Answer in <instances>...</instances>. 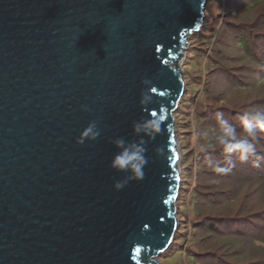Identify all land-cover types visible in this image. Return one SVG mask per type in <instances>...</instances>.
Here are the masks:
<instances>
[{
  "label": "water",
  "instance_id": "obj_1",
  "mask_svg": "<svg viewBox=\"0 0 264 264\" xmlns=\"http://www.w3.org/2000/svg\"><path fill=\"white\" fill-rule=\"evenodd\" d=\"M207 2L0 0V264H162L180 224L182 65ZM151 116L144 179L115 191L112 141Z\"/></svg>",
  "mask_w": 264,
  "mask_h": 264
},
{
  "label": "trees",
  "instance_id": "obj_2",
  "mask_svg": "<svg viewBox=\"0 0 264 264\" xmlns=\"http://www.w3.org/2000/svg\"><path fill=\"white\" fill-rule=\"evenodd\" d=\"M218 2L224 12L210 26L204 20L190 40L183 63H195L193 78L201 79L197 81L201 89H195L198 106L194 114L196 122L200 121L199 138L205 137L196 152L197 181L189 199L194 204L190 226L178 214L176 238L159 256L162 264L178 258L182 264H264V132L251 141L256 156L242 162L233 154L234 166L229 172L217 173L207 164L213 160L226 166L225 154L215 143L217 113H223L239 130L242 111L264 106V0ZM175 117L180 133L178 112ZM191 165L182 166L179 209L184 204L183 183ZM199 201L208 204L203 206ZM187 227L192 233L180 230ZM183 236V240L188 239L186 251L175 248Z\"/></svg>",
  "mask_w": 264,
  "mask_h": 264
},
{
  "label": "clouds",
  "instance_id": "obj_3",
  "mask_svg": "<svg viewBox=\"0 0 264 264\" xmlns=\"http://www.w3.org/2000/svg\"><path fill=\"white\" fill-rule=\"evenodd\" d=\"M141 105L150 103V97H141ZM217 134L215 136L216 145L225 154L226 166H219L216 161L207 162L210 168H214L217 173H227L234 166L233 154H236L240 161H247L249 157H255L257 149L251 141L259 133L264 132V106L253 107L244 110L239 115L240 129L229 122L223 113H217ZM162 116H151L134 121L131 125L132 134L138 140L129 141L117 137L112 141L115 149L109 161V168L115 173L122 174L123 179L113 183V189L120 191L129 182L141 181L145 176V168L149 158L147 155V145L158 135L162 134ZM94 124L86 126L80 133L77 143H82L85 139L95 140L98 133L94 132ZM157 152L160 149H156Z\"/></svg>",
  "mask_w": 264,
  "mask_h": 264
},
{
  "label": "rangeland",
  "instance_id": "obj_4",
  "mask_svg": "<svg viewBox=\"0 0 264 264\" xmlns=\"http://www.w3.org/2000/svg\"><path fill=\"white\" fill-rule=\"evenodd\" d=\"M218 0H209V2L206 4L205 8V17L204 20H206V24L210 26L211 22L214 21V19L217 17L218 14H222L224 12V8L221 7V5H218ZM194 36L192 34L189 39V45L186 50V54L189 51L190 46V40ZM186 57V55H185ZM185 60V59H184ZM185 61H183L184 63ZM183 74L186 81V91L184 95V99L182 98L181 103L179 104V108L176 112H178L179 121L181 123L180 130L178 133L177 130V138L179 143V149L181 154V160H180V168L182 171V166L186 167L187 165H191L192 170H189V174L185 178L187 182L183 183V191H182V199L184 201V204L180 206V209L177 208V213L180 216V219H182V222L189 225V222H191V216H193V202H190V194L192 192V189L197 181V158L196 155L197 150L201 149L198 144L203 143L204 137L199 138L200 135V121L196 122L195 112L197 111V96L195 94V89L199 88L201 89L202 85H198L197 81H201V79L193 78V72L195 71V63H191V65H188L187 63L183 64ZM184 66L185 70H184ZM193 69V70H192ZM203 79V78H202ZM189 87V89L187 88ZM200 92V91H199ZM185 102L184 106H181L182 102ZM176 114V113H175ZM186 122V124H183ZM177 129H178V123H176ZM216 129V128H215ZM184 158V159H183ZM199 203H203V206L208 204L204 203L202 201H199ZM225 207L223 205L219 208V210L222 211V209ZM193 222V221H192ZM186 226V225H185ZM187 228H181L180 230L182 232L187 231ZM187 233H192L191 228L188 229ZM187 236V235H186ZM200 236V235H199ZM184 236L181 237L179 245L175 246V248H181L182 250L186 251L187 241L188 239L183 240ZM174 247V246H173ZM180 252H177L175 255L179 256ZM179 260V258H178ZM173 261L169 262V264H182L181 262ZM174 262V263H173Z\"/></svg>",
  "mask_w": 264,
  "mask_h": 264
}]
</instances>
